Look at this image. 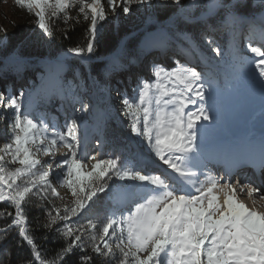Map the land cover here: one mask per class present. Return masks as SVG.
Segmentation results:
<instances>
[{
	"label": "snow or ice",
	"instance_id": "snow-or-ice-1",
	"mask_svg": "<svg viewBox=\"0 0 264 264\" xmlns=\"http://www.w3.org/2000/svg\"><path fill=\"white\" fill-rule=\"evenodd\" d=\"M15 3L35 15L40 32L10 51V38L0 37V78L9 72L19 78L27 64L21 47L53 39V18L62 14L67 23L73 19L67 10L78 6L76 22L80 15L89 22L86 46L69 47L66 53L45 57L41 64L53 85L52 95L62 94L61 77L66 71L72 72L73 81L86 76L94 84L98 82L90 65L94 58L99 59L95 53L102 35L100 22L107 18L103 0ZM106 3L113 12L119 6L124 14L133 4L161 6L153 0ZM168 3L177 7L166 28L156 36L149 34L136 52L122 41L99 70L110 79L130 72L153 52L173 61V66L166 67L153 57L150 77L137 75L134 84L129 78L131 96L121 90L124 82L120 79L115 86L106 87L108 99L113 92L119 97L121 107L115 113L110 106H94L73 95L74 105H79L75 111L81 115L66 117L63 126H57L49 122L47 113L33 114L31 92L21 89L13 94L10 85L7 93L0 92V108L5 110L0 122L6 120L8 129V141L0 144V203L7 202L12 209L0 210V219L7 218L0 226V254L6 252L9 234L15 232L17 248L27 246L30 253V259L18 264H264V212L250 209L238 199L244 189L259 200H264V193L250 182L237 181L238 193L227 172L221 176L208 167L210 160L216 159L224 161L229 171L250 166L264 172V133L258 144L253 138L245 145L213 150L209 143L218 86L215 69L221 62L229 79H250L264 94V0H252L251 5L248 0H162L163 5ZM197 7L202 9L199 16L192 13ZM256 7L260 10L248 15L249 9ZM34 8L37 11L33 13ZM221 10L223 19L211 23L210 18ZM180 24L194 25L195 30H182ZM233 25L247 26L244 48L237 40L242 35L239 32H231L228 48L214 39L215 33ZM197 35L209 46L212 58L201 51ZM174 40L179 41L175 48ZM69 53L79 58L83 71L67 66ZM85 113L94 120L95 154L88 149ZM113 115L126 130L119 146L107 136ZM60 148L66 151L57 159ZM41 155L49 159L42 160ZM7 164L19 167L10 170ZM55 169L60 171L53 175ZM114 180L120 183L114 184ZM56 185L70 193V203L57 206L53 202L52 198L62 199ZM216 191L226 193L223 203ZM114 192L120 197H114ZM101 194L112 205L98 221L89 213ZM31 197L40 201L35 207L46 216L42 227L63 239L50 259L32 235L25 212Z\"/></svg>",
	"mask_w": 264,
	"mask_h": 264
},
{
	"label": "trees",
	"instance_id": "trees-1",
	"mask_svg": "<svg viewBox=\"0 0 264 264\" xmlns=\"http://www.w3.org/2000/svg\"><path fill=\"white\" fill-rule=\"evenodd\" d=\"M103 2L107 18L106 20L100 22L102 25V35L100 37V43L96 46L95 53V57H98L99 59L94 58L90 65L92 69V76L96 77L98 82L94 84L92 80L87 79L86 76L85 80L73 81L72 72L66 71L61 77V87L63 89L62 96L70 102L73 101V95L81 97L84 94H90V85H93L94 99L102 103L104 107L110 106V102L108 101L109 99L107 98V93L104 91L106 87H109L107 85L109 80L99 71L108 63V58L106 57H108L110 53L117 48L120 41L125 37L126 40L124 42H126L128 49L133 52L139 51L143 47L142 37L145 34H152L153 36L158 35L159 31L163 28H166L168 25L169 19H165L173 15L177 7L175 5H172L171 3L163 5L162 0H153L154 5L159 4L161 6L149 8L147 5L133 4L131 5V11L128 14H124L119 6L116 8V11L113 12L108 7L106 0H103ZM119 3L120 0L119 2H117V4L119 5ZM248 3L251 5L252 0H248ZM259 10V7L251 8L248 11V15H252ZM35 11L37 10L35 9ZM35 11H33V13ZM67 11L69 13V16L73 18L70 19L67 23L64 22L62 14L61 18L59 19L53 18L52 26L55 31V36L53 39L49 40L46 44H42L39 46L26 44L21 47V55L25 58L32 59L27 60L24 71L19 78H17L11 72L7 74L6 78H0V83L4 81L8 82V84L3 85L4 89L2 88V92L7 93V91L9 90V85L13 87L16 86L15 84H13L14 78H23L27 81V85H25L21 89H23L26 93H32L30 100L31 106H36L39 101H42L44 99L45 84L42 73L43 65L41 64V61L45 57L66 53L69 47H83L86 46L87 43L89 22L85 21L82 15L79 16V22H76L75 18L78 15V6L68 9ZM201 11L202 9L200 7H197L192 10V13L195 16H199ZM20 14L22 15L20 19L17 20L16 23L11 25V32L3 34L0 30V37L7 35L10 38L9 51L14 48L21 40L25 38H33L40 32V30L36 26V17L34 14H29V12L23 8L20 10ZM223 17L224 13L223 10H221L217 13L216 16L210 18V22L216 24L217 21L223 19ZM144 25L146 27L140 34L130 37L131 32ZM179 26L182 30H195L194 25L191 24H180ZM237 26L240 25H233L230 30L225 29L221 32H218V35H215L214 37L215 41L219 43L222 48H226L230 43V39L232 37L231 32H236ZM197 39L198 43L200 44L201 51L204 52L207 57L212 58L214 54L209 50V46L206 45L203 41L199 40L198 35ZM178 42L179 41L174 40L173 48L176 47V43ZM66 64L70 68H80L83 71V66L81 65L80 60L77 57H67ZM216 73L222 75L224 78H228L223 66V62H221V64L217 67ZM247 80L248 79H241V82ZM241 82L239 83V86L236 87L235 85H231V89L221 88L220 84L218 83L215 99L230 97V101L235 102L236 99H239L241 97V93L238 92L240 88L244 87L241 86ZM52 87L53 85L51 84V89ZM21 89H15V91L12 92L10 87V91L13 94H18ZM52 98L56 100L57 94L52 95ZM110 99L113 98L111 97ZM4 112L5 110L3 108H0V113ZM80 115L81 113L77 114V116ZM83 117L84 125H86L88 121L86 117H88V115L85 113L83 114ZM120 119H123V117H120ZM107 136L117 146L124 143L125 136L115 127V125H108ZM7 141L8 129L7 121L5 120L3 122H0V144ZM109 150V148H105V151ZM6 167L11 170L19 167V165L7 164ZM113 183L119 184L120 182L114 180ZM56 188L57 192L59 193V197L62 199L52 198L53 202L57 206H59L62 202L70 203L72 200L70 193L65 188H62L59 185H56ZM112 195L119 198L121 194L114 192ZM39 202L40 201H37L35 197H31V202L25 205V212L28 217L32 235L34 236L36 243L39 245L45 257L50 259L54 256L56 250L59 249L63 244V239L58 237L54 232H50L42 227V225L46 222V216L40 208L35 207V204ZM111 205L112 201L108 200L104 194H101V198L96 200L95 206L92 208V212L89 213V217L101 221L103 219L105 209L107 207H111ZM45 207H50V205L45 204ZM0 210L11 211L12 209L10 205L5 202L0 203ZM6 222L7 218L0 219V226H3ZM80 222L83 223V220H81ZM45 237H47V239H45ZM18 239L19 237L15 232L9 234V238L7 241V250L6 252L0 254V264H18V261L21 259H30V253L27 246H25L23 249L17 248L16 241Z\"/></svg>",
	"mask_w": 264,
	"mask_h": 264
},
{
	"label": "rangeland",
	"instance_id": "rangeland-1",
	"mask_svg": "<svg viewBox=\"0 0 264 264\" xmlns=\"http://www.w3.org/2000/svg\"><path fill=\"white\" fill-rule=\"evenodd\" d=\"M117 2H119V0H117ZM21 9H22L21 7L16 5L15 0H0V30L3 34L11 32V28H10L11 25L16 23V21L19 20L20 17L22 16L20 14ZM33 11H35V9ZM237 32L242 33V35H239L237 37L239 39L238 43H240L241 41H245L244 35L247 34V26L246 25L237 26ZM215 35H218V34L215 33L214 37ZM148 36L149 35L143 36L142 42ZM245 54L251 56V54L247 53L246 50H245ZM153 57L156 58L158 63H161V64L167 63V66L169 67L173 65V63L171 62L172 59H170L169 57L159 56L155 52H153L151 56L147 57V59L143 61V63L132 66L130 69V72H120V73L113 75L110 79L107 78L109 80L107 85L109 87L115 86L116 80L120 79L124 82L121 85V90L122 91L127 90V92H131L130 91L131 88H129L130 87L129 78H131V83L134 84L136 81L137 75L143 76L146 78L150 77L149 61H151ZM178 59L183 61L184 57L179 56ZM216 79L218 80L219 83L221 82L222 79L224 80V82H222L223 84L221 85V87H224V88L228 87L227 85H230L231 83L235 84L236 86H239V83L241 82L240 79L235 80V81L231 79L225 80L223 77L218 76V75H216ZM6 84H8L7 81L0 83V92L3 91L2 90V88L4 89L3 85H6ZM13 84H15L16 86L14 87L11 86L12 92L15 91V89L23 88L25 85H27V81L23 78L22 79L14 78ZM241 86H244L243 89H240V93H242V96L241 98L236 99L235 102L230 101L231 100L229 99L230 97H225V98H221L220 100L219 99L215 100L214 108H213V117H214L215 122L211 126V131L209 133V141L213 140L215 137L221 134L229 133L223 129V117L224 118L226 117L228 122H230L231 124L239 123V126H238L239 131H236L235 133H239V132L241 133L243 131V128L244 129L246 128L248 131L253 133V136H255L257 142H259L262 133H264V94L261 93L260 89L250 79H248L247 81L241 82ZM90 88H91V93L87 95L84 94L81 96V98H83L85 101H88V102L92 101L91 104L94 106L104 107L102 103L100 104L97 100L96 101L94 100V86L90 85ZM111 97L113 99H109L108 101L110 102V107L115 113V110L119 109L121 105L119 104V98L117 97L115 92L111 94ZM223 100L226 102H224ZM227 102L229 104H227ZM58 105H60L61 107ZM78 107L79 106L76 107V105L64 104L62 94H57V100L50 99V101L47 102V99H46L45 103L42 104V106L41 105L35 106L33 111L37 110L39 114H41L42 111H45L50 115V121H49L50 123H52L55 119H58V126H63V121H65L66 117H71L72 115H76L78 113L75 111V108H78ZM86 114L88 115V117H86L88 119L86 123L87 133H88L87 135L88 149L92 154H95V151H94L95 146L92 143V141L96 138L97 133L95 132L94 120L92 116H90L88 113ZM64 115H66V117L62 118ZM241 115H244L246 117V121H242L241 119H238L239 116ZM108 125L109 126L115 125V127L119 131H121L123 135H126V130L123 129L117 123L115 115H113V118L108 121ZM84 131H85V127L83 126L81 128V132L83 133ZM232 131L234 132L235 130H232ZM213 146H214V149L216 150L218 146L219 148L222 147V143L219 145H213ZM65 151L66 149L60 148L56 154L57 159L62 158ZM39 158L42 160L49 159V157H45L42 155ZM59 171L60 169H55L53 175H55V172H59ZM259 207H262V212H264V207L262 206V204Z\"/></svg>",
	"mask_w": 264,
	"mask_h": 264
},
{
	"label": "bare ground",
	"instance_id": "bare-ground-1",
	"mask_svg": "<svg viewBox=\"0 0 264 264\" xmlns=\"http://www.w3.org/2000/svg\"><path fill=\"white\" fill-rule=\"evenodd\" d=\"M239 133H240V132H239ZM253 138H254L255 141L257 142L256 137L253 136ZM248 141H249V140H248L247 138H245V136H242V138H239V142H238V144H236V143H232V144H231V143H229V142H226V143H224V145H223V143H222V147L229 146V145H245V144H247ZM257 143H258V142H257ZM222 147H221V148H222ZM211 148H212L213 150H215L213 145H211ZM217 149H220L219 146H218ZM211 161H213L214 164H216V163L218 162L216 159H212ZM221 162H223V165L226 167L224 161L221 160ZM208 167H209L212 171H214V169H215V167H214V168L212 167V164H211V163L208 164ZM214 194H216V195L219 197L220 202L223 203V200H224V198H225V194H226V193L223 192V191H216ZM243 197H244V198H243ZM238 199H239V202L244 203V204H245L246 206H248L250 209H251V208H255L256 210L262 212V207H259V206L262 204V206L264 207V201H263V200H259L258 198H256V196H252V198H251V196L248 195V192H245V191H244L242 194H240V195L238 196ZM254 200H255V203H254Z\"/></svg>",
	"mask_w": 264,
	"mask_h": 264
},
{
	"label": "water",
	"instance_id": "water-1",
	"mask_svg": "<svg viewBox=\"0 0 264 264\" xmlns=\"http://www.w3.org/2000/svg\"><path fill=\"white\" fill-rule=\"evenodd\" d=\"M172 16V15H171ZM171 16H169V17H171ZM169 17L167 18V19H165V20H168L169 19ZM169 21V20H168ZM145 25L144 26H140V27H138L136 30H134L133 32H131L130 33V37L132 36H135V35H138V34H140L144 29H145ZM126 40V37L125 38H123L121 41H120V43H119V45L121 44V42L122 41H125ZM73 55L72 54H67V57H72ZM109 57V56H108ZM108 57H106V58H108ZM27 60H29V59H32V58H26ZM242 119H245V117H242ZM226 126H227V128L229 129V125L228 124H226Z\"/></svg>",
	"mask_w": 264,
	"mask_h": 264
}]
</instances>
